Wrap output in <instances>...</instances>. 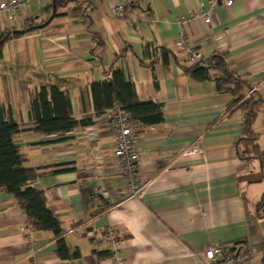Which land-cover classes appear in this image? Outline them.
Masks as SVG:
<instances>
[{"label": "crops", "instance_id": "1", "mask_svg": "<svg viewBox=\"0 0 264 264\" xmlns=\"http://www.w3.org/2000/svg\"><path fill=\"white\" fill-rule=\"evenodd\" d=\"M123 1L124 14L113 16ZM30 23L42 25L13 35ZM2 32L10 33L0 58L6 118L34 126L33 93L55 86L68 94L71 116L91 123L13 138L25 166L58 170L28 185L44 191L70 253L80 255L59 257L55 235L27 228L25 211L0 188V264H227L201 260L205 247L218 244L247 252L241 264H264V0L213 7L209 0H29L12 19L0 15ZM161 48L173 54L167 62ZM189 48L221 54L244 81L243 95L256 101L252 139L244 130L248 108L217 87L215 70L205 80L185 73L194 64ZM112 66L139 100L162 104L161 122L134 129L137 189L116 170L110 122L93 108L90 84L108 78ZM100 189L104 200L95 197ZM108 227L118 235L116 253L103 237Z\"/></svg>", "mask_w": 264, "mask_h": 264}, {"label": "trees", "instance_id": "2", "mask_svg": "<svg viewBox=\"0 0 264 264\" xmlns=\"http://www.w3.org/2000/svg\"><path fill=\"white\" fill-rule=\"evenodd\" d=\"M69 1L74 0H54V4L60 6ZM46 22L47 20L43 21V23ZM41 25V23L27 24L23 30L14 31L13 35H19ZM9 35V32L0 34V58L3 41L8 39ZM96 43L99 44L100 41L97 40ZM161 54L164 62H167L168 55H173L171 51L165 48H161ZM210 69L216 71L214 80L217 87L232 94L231 103L240 102L248 108L244 130L248 139H252L249 134L251 133L252 116L256 112V101L253 100L252 96L245 97L243 95L244 81L227 68L224 57L215 53L210 56V64L207 66L194 63L189 67H183L185 73L196 80L213 78L210 75ZM90 91L95 114H103L114 102H118L133 120L142 125H151L163 120L162 104L139 100L134 84L116 66L110 68L108 78L92 82ZM48 92L49 99L47 98ZM48 92L45 86H41L33 93L31 101L37 119L34 126L27 129H23L11 119H7L5 111L0 107V188L14 196L25 211L32 229L48 230L55 235L57 238L56 253L59 257L75 258L80 255L79 250L75 249L70 253L62 236L61 222L48 208L44 191L28 185L29 181L45 173L58 170L41 171L40 168L25 166L26 158L13 139L15 135L24 130L61 133L91 123L90 119L77 120L71 116L70 100L65 91L51 86ZM39 111H41V116ZM258 153L264 156V150H260ZM261 207L264 208L262 200L258 205L259 210Z\"/></svg>", "mask_w": 264, "mask_h": 264}, {"label": "built area", "instance_id": "3", "mask_svg": "<svg viewBox=\"0 0 264 264\" xmlns=\"http://www.w3.org/2000/svg\"><path fill=\"white\" fill-rule=\"evenodd\" d=\"M29 0H3L0 2V15H5L9 20L14 17L20 6L28 3ZM221 3L223 5H231L233 0H209L211 7ZM126 1L116 3L111 7L113 16H121L124 14ZM198 15L203 17L205 23H210L209 11L200 9ZM190 59L194 63L207 66L210 64V57L203 55L200 51L189 48ZM105 118L110 122L114 136V162L116 170L123 173L129 180L132 189H137V173L139 164V149L137 147V137L135 135V127L140 124L130 117V114L121 107L118 102L106 109L104 112ZM108 196L105 189H100L95 192V197L104 200ZM30 228V225L27 228ZM25 228V227H24ZM103 237L113 244L114 253L119 248V240L117 233L108 227L103 234ZM202 262L222 261L227 264H241L247 257L248 253L237 251L229 248L226 245L218 244L207 246L201 251Z\"/></svg>", "mask_w": 264, "mask_h": 264}]
</instances>
